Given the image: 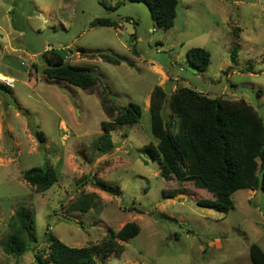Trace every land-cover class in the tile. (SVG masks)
<instances>
[{"label":"rangeland","instance_id":"1","mask_svg":"<svg viewBox=\"0 0 264 264\" xmlns=\"http://www.w3.org/2000/svg\"><path fill=\"white\" fill-rule=\"evenodd\" d=\"M177 1L174 26L162 30L142 1L0 0V80L13 81L11 88L0 89V244L9 218L20 209L34 218L38 240L20 258L0 247V264H34V252L47 253L49 233L72 248L102 246L109 230L117 232L126 223L138 225V235L128 243L116 241L106 255L95 253V264H254L256 255L264 256V191L257 163L253 187L235 192L233 209L222 214L198 206L211 199L206 192L164 180L158 158L146 150L157 143L149 114L157 86L168 95L187 87L210 98L244 101L264 121V0ZM94 19H110L119 28L91 27ZM192 48L210 54L204 72L189 70L186 53ZM79 49L114 53L122 62L83 57ZM54 51L64 64L90 69L116 105L141 108L138 123L112 129L110 153L94 148L100 124L111 121L100 105L102 86L97 83L90 94L48 80L43 70L59 61ZM162 114L168 118L167 103ZM34 130L43 132V143ZM44 164L57 180L38 192L21 175ZM97 182L118 188L120 196L98 190L92 185ZM164 193L183 198H164ZM85 194L97 196L89 211L71 210Z\"/></svg>","mask_w":264,"mask_h":264},{"label":"trees","instance_id":"2","mask_svg":"<svg viewBox=\"0 0 264 264\" xmlns=\"http://www.w3.org/2000/svg\"><path fill=\"white\" fill-rule=\"evenodd\" d=\"M131 1L145 3L156 28L168 30L174 26L177 0ZM90 26L119 28L118 23L110 19H94ZM79 52L83 57H97L112 65L122 62V58L114 53L88 52L84 49H79ZM132 52L138 54L135 48ZM236 53V49L230 52L232 63L236 60ZM55 54L59 61L48 64L43 70L48 80L63 81L90 94L97 83L102 86L100 105L111 121L100 124L102 134L94 148L101 154L110 153L115 148L111 139L112 129L138 123L141 108L133 103L126 107L116 105L107 86H103L90 69L64 64L61 56L57 52ZM186 63L197 72H204L210 63V54L200 48L189 49ZM8 88L0 84V89ZM165 103L169 109L167 119L162 114ZM17 108L24 114L28 113L19 106ZM149 114L151 134L157 143L155 146L148 144L146 150L153 159L158 158L160 176L164 180L190 183L211 196V199L197 202L199 207L227 214L233 209L232 195L241 189L253 187L251 172L254 163L260 168L259 189L264 191V121L246 102L210 98L187 87L176 88L168 95L165 89L157 86L150 95ZM33 134L39 143L44 142L42 131L34 130ZM21 177L38 192L48 191L57 180L55 171L47 164L28 169ZM92 185L110 196H120L118 188L114 190L103 182ZM174 196L173 193H164L163 197ZM95 200V194H85L70 205V209L87 213ZM7 228V238L0 244L5 255L20 258L33 251L38 240L30 212L24 209L16 211L9 218ZM139 231L135 223H126L117 232L109 230L102 246L82 248L68 247L49 233L47 253L34 252V264H95V253L106 255L113 251L112 244L116 241L128 243ZM253 263L264 264V256L256 255Z\"/></svg>","mask_w":264,"mask_h":264},{"label":"built area","instance_id":"3","mask_svg":"<svg viewBox=\"0 0 264 264\" xmlns=\"http://www.w3.org/2000/svg\"><path fill=\"white\" fill-rule=\"evenodd\" d=\"M6 78V77H5ZM0 82L2 83V84H4L5 86H8V87H12L13 86V81H12V79H8V78H6V80H0Z\"/></svg>","mask_w":264,"mask_h":264},{"label":"water","instance_id":"4","mask_svg":"<svg viewBox=\"0 0 264 264\" xmlns=\"http://www.w3.org/2000/svg\"><path fill=\"white\" fill-rule=\"evenodd\" d=\"M189 70L192 71V72L196 71V69L195 68H192V67H189ZM174 198L176 200H181L183 198V196L182 195H178V196H176ZM185 198L187 199V197H185Z\"/></svg>","mask_w":264,"mask_h":264},{"label":"crops","instance_id":"5","mask_svg":"<svg viewBox=\"0 0 264 264\" xmlns=\"http://www.w3.org/2000/svg\"><path fill=\"white\" fill-rule=\"evenodd\" d=\"M160 72H161V70H159ZM161 74H162V76L164 77V78H166V77H168V76H165L164 74H163V72H161ZM168 74V73H167ZM168 79V82L169 81H172L173 82V80H171L169 77L167 78ZM176 82H177V80H175Z\"/></svg>","mask_w":264,"mask_h":264},{"label":"bare ground","instance_id":"6","mask_svg":"<svg viewBox=\"0 0 264 264\" xmlns=\"http://www.w3.org/2000/svg\"><path fill=\"white\" fill-rule=\"evenodd\" d=\"M0 79H4V77L0 75Z\"/></svg>","mask_w":264,"mask_h":264}]
</instances>
